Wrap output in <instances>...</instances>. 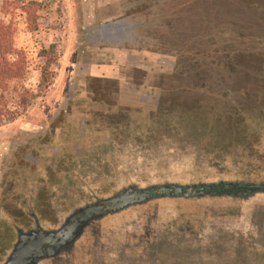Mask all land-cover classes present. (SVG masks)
<instances>
[{"label": "rangeland", "instance_id": "rangeland-1", "mask_svg": "<svg viewBox=\"0 0 264 264\" xmlns=\"http://www.w3.org/2000/svg\"><path fill=\"white\" fill-rule=\"evenodd\" d=\"M132 1L137 0H124ZM4 2L0 0V21L14 31L13 45L26 54L28 70L19 91L4 94L13 121L10 115L0 121V147L34 133L57 113L74 83L79 55L91 51V15L129 19L128 30L120 28L122 22L115 23L119 17L110 22L119 32L111 36L120 41V31L125 32L129 69L135 70L127 74V83L147 95L146 100L128 97L116 112L109 107L112 114L99 115L83 133L70 129L59 167L38 180L30 177L42 185V206L48 213L44 224L51 226L95 197L129 187L264 185L262 45L256 43L258 49L246 41L243 47L234 38L225 48L218 44L204 53L208 39L202 17L167 0H144L139 9L128 11L124 2L111 7L101 1L97 9L95 0ZM29 2L40 5L34 32L20 8ZM50 47L52 52L40 58V51ZM251 49H256L254 56ZM46 60L51 61L47 88L39 87ZM24 90L34 96L25 107L19 96ZM58 123L51 124L52 132ZM97 227L104 264H136L145 241L151 253L147 264H264L262 194L157 199L109 215ZM71 254L76 264L86 257L81 246Z\"/></svg>", "mask_w": 264, "mask_h": 264}, {"label": "flooded vegetation", "instance_id": "flooded-vegetation-1", "mask_svg": "<svg viewBox=\"0 0 264 264\" xmlns=\"http://www.w3.org/2000/svg\"><path fill=\"white\" fill-rule=\"evenodd\" d=\"M95 1L96 9L101 6V1H104V4H111V7H118L124 2V0ZM143 5L144 0H137L136 3L124 2L123 10H135ZM91 17L88 26L92 34L88 40L91 51L88 54L83 50L79 55L78 70L72 75L74 83L68 87L66 97L57 113L52 115L50 123L43 124L34 133L25 135L26 137L21 135L0 147V264L7 263L21 236L38 230L54 232L63 225L71 213L97 199H102L95 197L86 205L75 208L66 218L57 219L55 224L51 226L44 224L48 223L46 216L48 213L42 206L44 198L42 185H37L36 180L59 167L60 161L67 153L65 134L72 128H76L78 133H83L87 127L97 123L96 117L116 112V108L123 106L122 101H128V97L139 96L146 100L147 95L139 87L127 83V74L135 70L129 69V47L126 45L128 41L126 38L123 39L125 32L120 31L122 34L119 37L120 41L116 39L117 36H111L119 32H114L115 28L110 26L112 24L110 22L119 17L120 20H116L115 23L122 22L120 28L128 30L126 22L129 19L118 15L111 18L105 14ZM109 107L113 108L111 112L108 110ZM57 120L58 127L52 132L50 126ZM31 176L36 178L34 182L29 181L32 180ZM103 218L89 222L68 246H58L52 251L45 250L40 258H33L28 264H76L72 261L75 255L71 254L72 249L76 251V246L83 247L86 252V257L82 258L80 264H104L106 260L102 262L104 255L102 231L97 227ZM148 242L140 245L144 253L140 255L136 264L150 262Z\"/></svg>", "mask_w": 264, "mask_h": 264}, {"label": "trees", "instance_id": "trees-1", "mask_svg": "<svg viewBox=\"0 0 264 264\" xmlns=\"http://www.w3.org/2000/svg\"><path fill=\"white\" fill-rule=\"evenodd\" d=\"M170 3H174V6L185 12H195L201 16V22L204 27V31L207 32V42L204 45V53L212 52V48L218 44L224 45L225 48L228 44L234 42V38H237L244 47V43L247 41L250 44L259 46V43L264 48V0H167ZM5 0L4 5L7 4ZM181 5H179V4ZM246 5H252L253 8H248ZM40 5L29 2L27 5L21 6V11L25 14L28 30L30 32L36 31L34 14L39 9ZM33 15V19L31 16ZM192 16V15H190ZM260 25L258 26V24ZM258 26V28H257ZM14 31L10 26L1 23L0 21V121L9 117V121H13V114L7 109V102L5 100V92L14 90L18 92L21 85L18 83L24 79L27 73V56L23 51L15 49L13 45ZM237 45V46H238ZM240 47V46H239ZM238 47V48H239ZM53 47L48 50L40 51V58H45L46 55L51 53ZM256 52V49H251ZM262 50V49H261ZM259 50L260 52H263ZM216 52H220L219 48L215 49ZM249 55H252L250 53ZM15 56L14 60L9 57ZM51 66V61H45L44 65L40 69L39 87H48L50 80L48 79V71ZM24 95V96H23ZM21 97V105L25 107L30 99L34 96L28 91H23V94L19 93ZM187 199V198H186Z\"/></svg>", "mask_w": 264, "mask_h": 264}, {"label": "water", "instance_id": "water-1", "mask_svg": "<svg viewBox=\"0 0 264 264\" xmlns=\"http://www.w3.org/2000/svg\"><path fill=\"white\" fill-rule=\"evenodd\" d=\"M255 194L264 195V185L252 183H216L201 185H163L146 189L129 187L111 196L97 199L71 213L63 225L54 232L34 231L21 236L6 264H28L33 258H40L45 250L68 246L91 221L119 213L129 207L147 201L167 198H249Z\"/></svg>", "mask_w": 264, "mask_h": 264}]
</instances>
